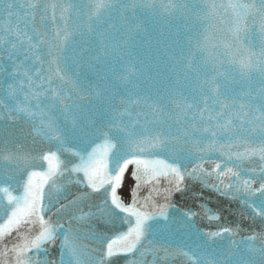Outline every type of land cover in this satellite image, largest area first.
<instances>
[{
  "label": "snow or ice",
  "instance_id": "snow-or-ice-1",
  "mask_svg": "<svg viewBox=\"0 0 264 264\" xmlns=\"http://www.w3.org/2000/svg\"><path fill=\"white\" fill-rule=\"evenodd\" d=\"M177 261L264 264V0H0V264Z\"/></svg>",
  "mask_w": 264,
  "mask_h": 264
},
{
  "label": "water",
  "instance_id": "water-1",
  "mask_svg": "<svg viewBox=\"0 0 264 264\" xmlns=\"http://www.w3.org/2000/svg\"><path fill=\"white\" fill-rule=\"evenodd\" d=\"M21 3H23V0H21ZM27 150V146H26ZM131 169V173L133 170V166H129L127 171ZM125 173V174H126ZM130 173L131 179H132V186L135 183V181L132 178V175ZM125 176V175H124ZM124 179V178H123ZM147 192V188L141 189L140 195L143 196ZM200 195L199 193V186H197L195 189L190 190L184 194H174L172 202L181 209L187 210L191 209L192 211H198L199 210V205L203 203L204 201L208 202L209 207H212L214 210L218 207V197L216 194H210L207 190H205L202 194V199H198L197 196ZM222 199V198H221ZM129 200V201H128ZM130 202V197H128L126 200H124L125 203ZM223 207L225 209L228 208L227 202L225 201L223 204ZM223 216L225 219L221 221H211L209 222L207 219L200 220L197 218V224L199 227L208 230L209 228L215 229L218 224L223 225V224H228L229 226H235L239 225L240 226V233L235 237V239L240 240L242 236H246L250 232V225L252 224L251 220H242L238 215L235 214L234 211H224ZM258 230V229H257ZM148 259H151L149 256ZM176 264H179L177 261Z\"/></svg>",
  "mask_w": 264,
  "mask_h": 264
},
{
  "label": "rangeland",
  "instance_id": "rangeland-1",
  "mask_svg": "<svg viewBox=\"0 0 264 264\" xmlns=\"http://www.w3.org/2000/svg\"><path fill=\"white\" fill-rule=\"evenodd\" d=\"M131 187H132V179L128 172L124 177L123 187L118 190V194L122 196L123 200H126L128 197H130L129 190Z\"/></svg>",
  "mask_w": 264,
  "mask_h": 264
}]
</instances>
